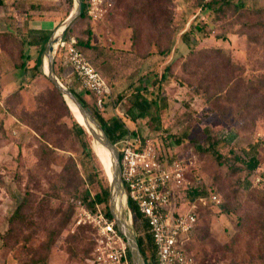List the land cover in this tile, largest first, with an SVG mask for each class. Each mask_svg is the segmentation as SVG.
Masks as SVG:
<instances>
[{
    "label": "rangeland",
    "instance_id": "rangeland-1",
    "mask_svg": "<svg viewBox=\"0 0 264 264\" xmlns=\"http://www.w3.org/2000/svg\"><path fill=\"white\" fill-rule=\"evenodd\" d=\"M250 2L264 6V0ZM196 3L85 0L86 16L71 24L64 40L76 38L110 86L111 95L101 108L96 95L80 93L90 101L88 108L106 119L117 110L136 115V127L160 154L183 159L189 187L218 195L219 204L200 206L199 223L189 236L187 245L197 264H264V30L247 26L264 16L246 10L243 16L232 11L210 16L205 26L210 37L198 43L192 39L194 46L189 47L180 30L187 18L186 28L195 17ZM74 8V0H6L0 7V264H93L95 229L85 213L95 214L98 208L105 213V207L90 209L80 196L85 189L92 194L100 190L98 182L88 184V174L98 171L99 163L86 150L60 99L43 112L38 109L37 97H47L54 87L46 75L34 78L19 68L24 60L21 37L31 28L51 35ZM8 30L14 36L5 39L2 34ZM88 39L89 47L80 45ZM31 47L34 58L38 46ZM167 49L170 54H161ZM171 64L160 107L148 108L157 89L151 84L145 88L142 78L160 77ZM54 67L60 82L73 89L67 77L74 71L65 48L57 47ZM137 89L146 101L134 105ZM119 92L126 98L114 105ZM183 133L188 137L177 145ZM84 138L91 145V137ZM214 139L224 141L218 147L221 159L198 151L191 141L207 147ZM230 149L244 161L254 149L257 169L247 170ZM179 190L175 193L181 202L186 196ZM23 201L25 222L11 224ZM69 209L72 216L51 250L42 251Z\"/></svg>",
    "mask_w": 264,
    "mask_h": 264
},
{
    "label": "built area",
    "instance_id": "built-area-1",
    "mask_svg": "<svg viewBox=\"0 0 264 264\" xmlns=\"http://www.w3.org/2000/svg\"><path fill=\"white\" fill-rule=\"evenodd\" d=\"M59 46L65 48L67 63L82 88L96 95V104L101 108L103 98L111 95L107 81L79 48L76 38L63 39ZM115 145L117 148L120 145L121 178L127 200L136 206L141 218L148 223L156 264H196L187 244L197 223V210L210 202L219 204L218 195H198L192 200L185 198L178 206L175 191L191 188L183 159H163L154 141L142 137L141 132L137 136L129 132ZM126 212L132 223L131 210L127 208ZM85 215L95 229L93 264H132L128 244L117 230L115 221L100 208L95 214ZM138 223L142 224V220Z\"/></svg>",
    "mask_w": 264,
    "mask_h": 264
},
{
    "label": "trees",
    "instance_id": "trees-1",
    "mask_svg": "<svg viewBox=\"0 0 264 264\" xmlns=\"http://www.w3.org/2000/svg\"><path fill=\"white\" fill-rule=\"evenodd\" d=\"M196 1L197 3L194 6L195 10H193L194 11L193 16L195 15V17L190 22L189 26L186 28V24L188 23V18H187L185 20L184 26L180 30V31H183L180 35L182 41L186 43L189 47L194 46V44H191L192 39H195L196 42L198 43L202 39L210 37V35L205 33V26L209 24L207 20H209L210 16H214V15L223 16V15H226L229 11H232L234 14L239 15V16L242 14L243 16V11L245 10L251 11L253 14L264 16V6L257 8L255 7L256 6L255 4L253 5L250 2V0H196ZM82 3H83V9H82L81 18H84L86 16L85 15L86 14L85 0H82ZM5 4H6V0H0V7H3ZM198 9H199V12L196 13V10ZM205 16H207L206 17L207 19H203V17ZM247 26L248 28H251V29L261 28L264 30V21H257ZM88 34L90 37L91 31H88ZM2 36L5 39H8L9 37H13L14 33L13 31L8 30V33H3ZM49 37L50 35L47 33L46 30L39 29V28H31L27 36L21 37L19 46L21 47V51H22L21 56L24 58V60L19 66V68L22 69L26 73H30L31 77L35 78L37 75L43 74V71H44L43 66H42L43 52L49 40ZM32 38H35V39H32ZM89 41L90 39H88L87 42L80 41V45L89 47L90 45ZM32 45L38 46L37 55L34 58H32L30 55V51H31L30 49L32 48L31 47ZM161 54H170V49L165 50V52L162 51ZM30 62H32L33 64L30 65L29 64ZM171 68H172V64L165 68L164 73L160 77L151 75V76H147L146 78H144V80L142 78L141 83L142 85H144L145 88L149 89L150 84H151L152 88L157 89L156 99L152 100L151 103H148L147 107L148 106L150 107L151 104H154L157 108L160 107L161 100H162V97H160V92L163 86L162 82L167 80L168 73L171 74ZM131 87L132 85H129L127 86V89ZM70 90L77 96L79 101L91 113V115L100 123V125L103 127L106 134L108 135L109 140L113 144H117L118 141L122 139L123 137H125L129 132L132 133L133 136H137L138 133L141 132V130L137 131V128H135V126H130L128 124V123H133V125L135 124V121L137 119L136 115L132 117H130L129 115H121V116L115 115V116H112L106 119L98 111H95L92 108L89 109L86 102L83 100V98L77 95L73 89H70ZM142 93L143 92L139 89H137L134 92V99H133L134 105H137L139 102L146 101V98L143 96ZM109 97L105 96L103 98V103H104V99L109 98ZM124 98H126L125 93L119 92L116 95V98L114 100V105H117L120 102H122ZM58 99L61 100L70 118L73 120V126L76 128L78 135H80L83 138V143H84L86 150H88V152H90L91 154H94V152L89 148V146L91 145H88L87 141L84 138L88 133L86 132L85 128L77 121L73 112L71 111L69 106L66 104V102L63 100L57 88L53 87L51 90V94L48 95L47 97L42 94L37 97L38 109H40V111L43 112L48 107H50V105L54 101ZM36 130H40V129L37 127ZM227 136L228 135H226L225 137H222V139L228 138ZM142 137L146 138L147 135H142ZM187 137L188 136L185 133H183L180 135V137L176 138L175 143L177 145H180L182 144L183 140ZM191 141L198 151L210 153L213 156H215L216 159L222 158V155L219 152L218 147L221 143H224L223 140L214 139L213 141L209 143L207 147L203 145H199L193 140ZM253 150L251 151L252 152L251 154L249 151V157L248 159L244 161V159H242L240 155L236 154L234 149H230V151L233 154V158L239 162L245 163V167L249 171H255L259 165V160L257 159L256 154ZM161 155L163 159L172 158V156L168 157L165 154H161ZM97 161L99 163L98 158H97ZM99 166H100V169H98V171L92 170L88 174V184L93 185L96 182H98L100 190L92 194L90 189H85L81 193L80 199H81V202L84 203L90 209H95L97 205H104L106 216L109 217L110 219H113L109 211L110 181L100 163H99ZM234 166L235 165L231 163V167H234ZM236 169L239 170L240 168L236 167ZM100 176H102V178H100ZM180 191H183L184 195L189 200H192L195 196H198V195L210 196V195L216 194L213 191H205L204 189L197 187V186H193L191 188H182V190H179L178 192ZM211 204H215V203L210 202L207 205H211ZM178 206H181V202L179 201H178ZM26 208L27 206H26L25 201L18 204V206L15 209L14 214L10 218V223L13 224L15 220H20L22 222H25V216L23 212ZM127 208H129L133 214V220H132L131 226H133V228L135 229L134 231L137 235L138 244L140 246L141 253L145 259L146 264H156L155 247L152 241L151 233L149 232L147 221L141 218V215L137 211L136 206L130 200H128L127 202ZM202 210H203L202 207H199L197 210L198 219H197L195 229L199 223ZM71 216H72V210L69 209V212L67 216L65 217V220L59 225V228H57L56 230L50 231L48 235V239L43 245L42 251L49 252L51 250V246L55 242L56 237L61 232V230L67 225ZM140 220H142V224L138 223L140 222ZM76 241L79 243L81 241L80 237H78ZM69 250H70V253L72 254L75 253L73 249L70 248ZM191 253L193 254L192 251ZM195 261L197 264L196 257H195Z\"/></svg>",
    "mask_w": 264,
    "mask_h": 264
},
{
    "label": "water",
    "instance_id": "water-1",
    "mask_svg": "<svg viewBox=\"0 0 264 264\" xmlns=\"http://www.w3.org/2000/svg\"><path fill=\"white\" fill-rule=\"evenodd\" d=\"M75 8L67 19L59 25V27L50 35L49 40L43 52V73L58 89L63 96L66 104L71 109V105L75 106L83 117L85 125L97 140L110 154L112 160V178L110 179V199L109 211L115 221V225L120 234L125 238L128 244L129 254L132 264H146L138 244L137 236L129 224L127 211V194L121 178L120 153L115 144H113L106 134L100 123L91 115V113L82 105L77 96L66 86H64L55 73V52L59 43L64 39L66 32L71 24L81 16L83 3L82 0H74ZM47 60V70L44 69V61ZM72 110V109H71ZM87 132V130H86Z\"/></svg>",
    "mask_w": 264,
    "mask_h": 264
},
{
    "label": "bare ground",
    "instance_id": "bare-ground-1",
    "mask_svg": "<svg viewBox=\"0 0 264 264\" xmlns=\"http://www.w3.org/2000/svg\"><path fill=\"white\" fill-rule=\"evenodd\" d=\"M47 67H48V63H47V60L45 59L44 69L47 70ZM71 109H72L71 111L73 112L77 121L85 128V130H87L88 135L91 137L90 140H91L92 150H93L94 154L96 155V157L98 158L99 163L103 167V169H104L105 173L107 174L108 179L110 181V179L112 178V160L110 158L109 152L97 140H95L92 137V134L88 130V127L85 125L83 117L79 113L78 109L73 105H71ZM128 222L130 224V221H128Z\"/></svg>",
    "mask_w": 264,
    "mask_h": 264
},
{
    "label": "crops",
    "instance_id": "crops-1",
    "mask_svg": "<svg viewBox=\"0 0 264 264\" xmlns=\"http://www.w3.org/2000/svg\"><path fill=\"white\" fill-rule=\"evenodd\" d=\"M71 74H68V82L72 85V87H73V90L75 91V93L77 94V95H79L80 97H82L83 98V100L86 102V104H90V101L87 99V97H83V96H81L80 95V93H85V92H88V91H86L85 89H83L82 88V86H81V84H80V82H79V79H78V77L76 76V74L74 73V76H70ZM90 93V92H89ZM117 110V109H116ZM118 115H129L130 116V114L129 113H122V112H120V111H118L117 110V115L116 116H118ZM131 117V116H130ZM136 124H137V122H136ZM134 126H135V128H137L138 129V127H136V125L134 124ZM139 130V129H138Z\"/></svg>",
    "mask_w": 264,
    "mask_h": 264
}]
</instances>
